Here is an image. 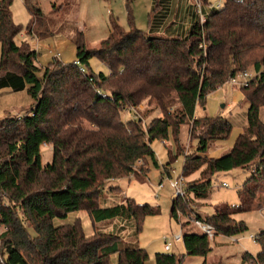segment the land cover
Here are the masks:
<instances>
[{
	"label": "trees",
	"instance_id": "obj_1",
	"mask_svg": "<svg viewBox=\"0 0 264 264\" xmlns=\"http://www.w3.org/2000/svg\"><path fill=\"white\" fill-rule=\"evenodd\" d=\"M59 9L71 1L63 0ZM108 1V0H102ZM157 10L149 12V33L134 25L130 3L125 0L129 30L111 19L108 34L96 49L86 48L83 32L73 27L74 63L54 58L46 67L37 65V52L18 35L30 38L53 35L50 22L36 0H23L30 20L25 28L14 24L12 0H0V90L25 92L33 101L29 114L0 119V264H147L148 254L136 245L146 216L158 208L137 204L133 198L102 207L104 192L120 190L107 185L123 178L146 176L136 165L151 160L158 167L151 144L167 141L171 135L174 154L168 150L163 172L182 155L179 133L187 126L195 140V153L183 156L181 176L189 178L184 196L207 198L217 173L241 169L248 173L237 190L239 204H220L211 215L194 217L211 224L218 235L230 237L247 230L234 217L253 210L264 184V73L241 93L248 102L245 127L233 145L219 157H208L213 144L225 142L231 122L221 116L196 115L206 98L237 73L264 67V0H195L186 35L169 33V23L157 36L167 16V0H155ZM194 1V0H192ZM166 4V5H165ZM53 9L58 7L53 3ZM97 59L108 74L94 73L89 61ZM85 67V68H84ZM146 102L159 117L142 127V118L124 121L122 113ZM51 148V162L42 166L41 147ZM109 186V187H107ZM107 187V188H106ZM172 200L170 217L185 213L188 205ZM5 201V202H4ZM184 204V205H183ZM259 206V204H258ZM263 207V206H262ZM261 208V207H259ZM83 211L92 224L86 236L79 219L55 226L54 219ZM192 216V215H191ZM111 225L113 230H106ZM188 222H183L185 227ZM114 228H116L114 230ZM254 240L256 255L243 253L240 264H264V231ZM185 254L205 258L212 250L205 235L185 232ZM184 255L156 253L154 264H181ZM202 264H206L203 261ZM217 264H226L218 262Z\"/></svg>",
	"mask_w": 264,
	"mask_h": 264
},
{
	"label": "rangeland",
	"instance_id": "obj_2",
	"mask_svg": "<svg viewBox=\"0 0 264 264\" xmlns=\"http://www.w3.org/2000/svg\"><path fill=\"white\" fill-rule=\"evenodd\" d=\"M36 1L42 13L48 18L50 30L54 31L53 35L47 38L34 37L31 39L23 30L16 38V41L19 44L24 40L30 44L37 52V65L42 68L52 62L55 57L64 64H71L76 61L75 46L73 43L74 33L71 30L73 27L83 32L86 48L88 47L89 49L98 48L99 41L107 37L111 19H114L125 31L129 30L126 4L123 0H76L71 1L69 6H63L61 9L59 7L62 4L64 5L63 0ZM217 1L222 3L223 0H210L209 2L215 4ZM155 2V0H133L130 3L134 25L144 33H149L148 12L152 15L154 13L152 10L155 11L158 9ZM53 3L58 9H53ZM10 11L14 24L25 28L30 20V15L24 6L23 0H12ZM155 35L165 37L168 34L160 32ZM89 68L94 73L108 74V69L95 58L89 61ZM244 71L251 73L253 69L249 67ZM227 83L208 95L204 109L198 106L195 112L198 116L206 115L215 117L221 115L231 122L232 131L229 138L225 142L219 143L224 147L232 146L237 135L245 127V113L248 108V102L241 93L242 88L230 86ZM32 107L33 101L24 91L15 93L9 89L0 90V119L23 117L30 113ZM135 116L142 118V127L145 129L151 119L160 116V112L158 110L152 111L147 106V103L144 102L131 112L126 110L122 113L124 121L134 119ZM260 118L264 122V107L260 109ZM187 129V126H182L179 133L178 149H180L183 156L193 154L196 150V141L191 140ZM216 145L217 143L212 144L208 148V157H218L217 155L220 149L218 150ZM151 148L155 153L158 167H155L150 159L147 160V163L145 161L138 163L136 165L138 172L140 168L145 171L147 169L149 170L146 176H130V178L112 181L109 184L119 186L120 190L108 192L109 198H106L108 193L104 192V200L102 202V207H110L115 204L113 201L119 203L125 197H129L133 198L137 204H148L153 208L159 209L157 215L145 217L141 233L136 242L138 247L145 249L147 252V264H154V255L156 253H165L162 238L164 236H175L178 234L180 232L179 224H183L189 216H194V212L204 217L205 214L211 215L214 207L217 205L227 204L234 206L239 204L237 190L248 176V173L241 169L217 173L211 181V187L206 199L196 200L192 195L183 197L185 194L179 197L180 202L186 201L185 203L188 207L185 205V213H177L179 220L175 221L170 217L172 200L176 196L174 189L171 187V181L181 176L183 156L179 155L170 164V177H168L163 172L162 166L168 161V150L171 149L174 154L175 146L173 145L171 135L167 141L153 142ZM226 149L222 151H226ZM41 153V164L45 166L51 162V148L48 146L41 147ZM138 174H141V171ZM197 175L196 173L189 178H184L185 188L188 187V182L198 178ZM160 184H162V187H160ZM222 184H226L227 187H223ZM255 202L252 208L253 210L240 213L234 217L237 221H243L247 230L244 233L230 237L222 235L216 236L210 241L212 250L205 258L187 256L184 251L183 241L176 244L173 242L171 250L168 253L177 256L184 255L181 264H202L203 261H206V264H217L218 262L240 264V258L243 253L246 252L251 255H256L260 248L257 242L250 237H255L259 232L264 231V184ZM77 219L81 222L84 234L90 236L92 234V224L88 215L83 211L69 213L65 219H54L53 223L55 226L72 224ZM105 229L113 230V227L111 225H105ZM3 230L4 228L0 226V233ZM189 230L195 231L191 226L184 228V231ZM116 259L117 255L112 254L108 260V264H116Z\"/></svg>",
	"mask_w": 264,
	"mask_h": 264
},
{
	"label": "built area",
	"instance_id": "obj_3",
	"mask_svg": "<svg viewBox=\"0 0 264 264\" xmlns=\"http://www.w3.org/2000/svg\"><path fill=\"white\" fill-rule=\"evenodd\" d=\"M196 9L198 10L199 13L201 8L198 2L196 3ZM74 64L79 67V70L81 72L84 71L83 68L78 64V62H74ZM242 72L231 78L227 84L230 86H238V87L246 86L250 80H252L256 76H259L261 72L264 73V67H262L258 72L254 70L251 73H248L247 71H242ZM44 147H46V145H44ZM184 180L185 179L182 176H179L176 180L171 181V187L174 189L176 196H183L186 186ZM222 186L227 187L226 184H222ZM160 187H162V184H160ZM177 220H179V218H177ZM185 222H188L187 226H191L192 228L195 229V231L194 232L190 230L184 231V228L186 226L183 227L182 224H179L180 232L178 234H176L175 236H164L162 238L165 252L171 250L173 242L177 243L182 241V237L185 232H193V233L205 235L209 240H213L215 238V229L211 224L207 222H203L202 220L197 219L194 216H189ZM250 238L254 240L253 236H251Z\"/></svg>",
	"mask_w": 264,
	"mask_h": 264
},
{
	"label": "crops",
	"instance_id": "obj_4",
	"mask_svg": "<svg viewBox=\"0 0 264 264\" xmlns=\"http://www.w3.org/2000/svg\"><path fill=\"white\" fill-rule=\"evenodd\" d=\"M196 2L197 1H195V0L194 1H192V0H167V3H166L167 4V16H166V19L164 20L162 26H160V28L158 29L159 32L163 31V28L165 25L167 26V24L169 25V23H174V25H172L169 28L168 32L170 31L169 33L186 35L188 33L190 26L192 24V21H193L192 14L195 13L194 11H195ZM102 40H100L99 42H101ZM216 148L218 150L220 149L218 152L221 155L224 154L223 152H226L229 149V147H224L222 144H219V143H217ZM225 148H227L226 151H222ZM219 154L217 155L218 157L221 156ZM106 198H109V193H108V196ZM103 200H104V197H103ZM103 200H102V202H103ZM102 202H101V205H102ZM113 203L117 204L118 202L113 201ZM233 242H235V241H233ZM177 243H179V242H177ZM174 244H176V243H174ZM240 261H241V258H240Z\"/></svg>",
	"mask_w": 264,
	"mask_h": 264
}]
</instances>
